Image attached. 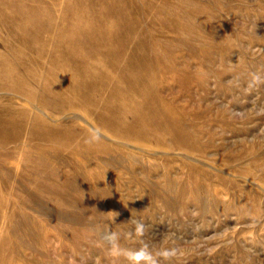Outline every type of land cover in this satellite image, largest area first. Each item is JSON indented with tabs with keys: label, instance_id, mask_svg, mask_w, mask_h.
<instances>
[{
	"label": "rangeland",
	"instance_id": "rangeland-1",
	"mask_svg": "<svg viewBox=\"0 0 264 264\" xmlns=\"http://www.w3.org/2000/svg\"><path fill=\"white\" fill-rule=\"evenodd\" d=\"M101 1L73 0L72 8L62 0L58 20L73 9L85 18L81 6L99 8ZM119 2L123 8L117 11L114 3L107 13L96 11L100 21L129 16L134 37L126 60L138 67L123 73L117 66L106 80L112 64L101 63L90 77L106 80L93 95L94 107L82 106L67 88L50 87L53 79L71 78L53 70L64 63L53 40L46 39L42 52L32 48L39 76L30 85L0 83V264H113L109 231L124 249L144 243L153 253L176 248L177 255L162 264H264V84L248 87L253 74L264 75V0ZM68 5L72 10L66 12ZM85 22L76 28L97 25ZM1 23L0 62L20 66L26 62L23 37ZM117 85L126 94L123 102L113 101L119 116L101 124L105 100ZM137 86L157 111L143 121L130 102ZM73 113L111 139L100 138L103 150L80 149L92 129L65 119ZM37 122L51 128L57 145L29 142L27 129ZM43 126L37 133L47 134ZM48 171L50 177H40ZM32 176L41 178V188L28 182ZM60 177L72 191L59 185ZM136 222L146 226L143 237L135 234ZM28 235L33 249H26ZM115 264L127 261L121 257Z\"/></svg>",
	"mask_w": 264,
	"mask_h": 264
},
{
	"label": "bare ground",
	"instance_id": "bare-ground-1",
	"mask_svg": "<svg viewBox=\"0 0 264 264\" xmlns=\"http://www.w3.org/2000/svg\"><path fill=\"white\" fill-rule=\"evenodd\" d=\"M109 3L115 4L116 11L123 8L122 4L119 2V0H102L100 5H99V8L98 7L95 8L94 5L92 6L91 4H83V6H81L82 11H84V13L87 14L85 17V18H87V20H85L84 17H81V16L78 17L77 12L74 9H73L74 11L71 9V7L73 8V5H72L73 0L72 1L70 0L71 7H70V5H68V8L66 9V12L67 11L69 12L70 9L72 10V12L70 11V17H67V18L65 17L62 20H58V14H59L60 9H61L62 0H51V1H46V0L45 1L44 0H17L15 2H10V0H0V24H2L1 22H3V24L7 25L8 28H11L13 30V32L15 33L16 36L20 35L21 37H23V39L20 41V43L25 45L26 50L24 51V54L26 56V62H24L20 66L24 69L29 70V74H26L24 72L21 73L20 70L22 68L20 66L15 65L13 63H10L8 61H2V62H0V83H4V84L10 85L12 87H16V86L20 87V86L30 85L32 83V81L35 80L39 76V73L35 67V64L33 61H31V56H29V55H31L32 48L38 47V51L40 50V52H42L44 49V42H46V39H49L50 41L53 40V41H55V44H56V47L58 50L57 52L59 53L58 55L59 56L61 55L63 57V61H64V63H62L61 66L57 65L60 68L57 67L58 69H55L56 67L54 66L53 70H59L60 72H66L70 75L71 78L68 81H62L58 78L53 79L50 83L51 84L50 87L51 88H57V87L67 88V90H71L80 96L79 101L81 102L82 106H84L86 108L94 107L95 103L93 101V95L103 91V89L105 88L106 80H108V79L110 80V78L114 76L115 70H117L116 69L117 66H119V68H121L120 70L123 71V73L128 72V70L132 67H138L137 64L131 65L130 61H129L130 63L127 64V60H126L127 55L125 53H126L128 47L131 44L133 37H134L133 36V30L131 28V20H130L129 16H126L123 14H118V15L111 17L110 19H105V20L100 21V16L98 15L96 10L101 9L100 11L102 13H107V11L110 10ZM95 6H96V4H95ZM7 12H9L11 15H10V17L8 16V18L4 19L3 15ZM39 18H40V21H37V19H39ZM90 20H95L97 22L96 27L90 28L88 30L76 28L79 25L78 24L79 22L83 23L85 21H90ZM20 26H26V27H28V30L23 32V33L22 32L20 33L18 31V27H20ZM110 26H115L116 29L111 30L109 28ZM17 43H19V41H17ZM12 50L16 51L17 48L14 47V48H12ZM137 52H138V49L136 51V54H139ZM103 62H110V64H112L111 67H109L106 70L107 71L106 75L104 74L106 76L105 77L106 80L92 82L90 79L91 75L102 70L103 67L101 68L100 65ZM115 62H116V65H115ZM120 62H122V63H120ZM117 64H119V65H117ZM56 77H58V76H56ZM135 80L136 79H134V81ZM119 88L120 87L118 85L116 87L114 86V89L112 91V98H110V99L108 98L105 100V106L107 108L108 113L111 114V116H109V114L107 112L106 113L104 112L101 115H99V122L101 124L103 123L104 125H109L113 121L114 118L119 116V110L113 101L116 99L120 102H123V100H125V98H126V94L125 93L123 94V92ZM132 90H133L132 91L133 93L130 97L131 106L134 109H136V112L139 114L140 120L141 121L145 120V118L150 116L152 113L154 115H157V111H151L150 107L148 105V102L147 101L145 102V98L143 96V91H141L138 86ZM101 94H103V93H101ZM139 96L140 97L142 96V98H139ZM103 100H104V98H103ZM26 104L28 105L29 103L26 101ZM32 107H34V106H32ZM33 109H36V108H33ZM80 114H82V113H80ZM80 114L73 113V115L70 114L71 116L66 117L65 119H72L73 121H75L77 123H80L86 127H89L90 129H92V131L96 130V128L93 126V124L90 121H88L85 117H83L82 116L83 114L82 115H80ZM153 114H152V116H153ZM42 116L46 117L45 113H43ZM43 125L41 122H37L34 126H31V127H29V129H27V133L26 132L25 133H26V137L29 139V142H34L36 140V141L46 143L47 145H52V146L57 145L55 138L51 136V133H50L51 128L47 125H45V126H43ZM42 126H43V128H45L47 130V131H45L47 134L37 133L39 131L38 128H42ZM27 128H28V126H27ZM78 132L81 133V131H78ZM63 133H65V132H63ZM90 135H91V131L86 133V135L84 137V139H85L84 143L81 144L80 149H83V148L89 149L90 151H92V153L98 152V150H103V149H101L102 147L99 144L100 141L93 142L91 144L85 142L87 139H89ZM101 138H104V139L111 141V139L108 136H105L103 134H101ZM139 138L144 139L143 135H140ZM0 139H1V136H0ZM74 140H75V138H74ZM58 143H59V141H58ZM119 144L122 146L132 147V145L124 143V142H121ZM0 145L2 147V144H0ZM38 146L39 145H37V147ZM132 148H135L138 150H145V149L137 148V147H132ZM30 150H32V149H30ZM40 150H41V148H40ZM33 152L35 153L34 150H33ZM36 152H37V150H36ZM10 162H11V160H10ZM34 162H36V161H34ZM18 163H20V162H18ZM42 163H45V162H43V160H42ZM13 164H14V162H13ZM42 165L40 167H42ZM37 166H39V165H37ZM37 168H39V167H37ZM42 168H44V167H42ZM39 171L42 172V171H45V169L39 170ZM49 172L50 171H48L47 174L45 173L44 175H42L40 177L43 178L45 175H46L45 178L50 177ZM52 172L53 171L51 170V174H53ZM24 175H29V174H28V172H26ZM54 177H56V176H54ZM60 178L62 179V177H60ZM60 178L56 179V180L59 179V182H58L59 185L62 186L65 190H71L72 187L70 184L65 182L66 179H64V177H63L64 180L62 179V181H61ZM40 179H39V177L32 176L28 180V182L34 187H40L41 186V183L39 181ZM25 186H27V185H25ZM62 187H61V189L63 190ZM39 190L41 192H44V191H42L44 189H42V190L39 189ZM46 194L49 195L50 192L48 191V193H46ZM54 194H56V193H54ZM2 196H3V193H2ZM17 197H19V196H17ZM15 199H18V198H15ZM83 199H82V201H83ZM28 200H30V199H28ZM0 201H2V200L0 199ZM21 201H23V199H21ZM80 201H81V199H80ZM82 201L80 202L81 204L84 203ZM1 203H3V202H1ZM89 204L91 207V203H89ZM83 205H85V204H83ZM92 206H93V204H92ZM18 209H20V207L17 208V210ZM85 211H86V209H85ZM13 212H15V211H13ZM87 212L90 213V211H87ZM5 214L6 213H4V215ZM3 218H4V216H3ZM6 218H8V216H6ZM22 218H24V217H22ZM7 220H5V221H7ZM10 224H14V227L18 226V225H16V223L10 222ZM1 227H3V226H1ZM14 227L12 226V228H14ZM37 227H39V226H37ZM39 228H41V227H39ZM1 230H4V229L0 228V231ZM2 233L4 234V232H1V236H3ZM40 233H42V232H40ZM4 237H6V236H4ZM31 238H33V237L28 235L27 243L30 244V248H26V249H31V248L33 249L32 242H34V241H32ZM10 240H11V238H10ZM15 244H16V242H15ZM3 245H5V244H3ZM1 247H3V246L1 245ZM19 250H20V247H19ZM15 251H17V250H15ZM11 255H12V253H11ZM14 256H16V255H14ZM32 257H35V256H32ZM32 260H33V258H32ZM4 262L6 263V261H4ZM12 262H10V263H12ZM15 262H17V261L15 260ZM22 262H24V261H22ZM38 263L39 264H47V262H44L41 260Z\"/></svg>",
	"mask_w": 264,
	"mask_h": 264
},
{
	"label": "clouds",
	"instance_id": "clouds-1",
	"mask_svg": "<svg viewBox=\"0 0 264 264\" xmlns=\"http://www.w3.org/2000/svg\"><path fill=\"white\" fill-rule=\"evenodd\" d=\"M258 84H264V75L253 74L252 80L248 87L252 88ZM101 134L97 130H93L86 143H93L99 141ZM146 226L142 222H136L135 234L137 237H143L145 235ZM110 246L107 248V255L112 258L113 264L121 257L127 261V264H162V261H170L177 255L178 250L176 248L161 247L154 253L149 250L147 243L142 244L137 250H129L122 248L117 240V233L109 231L105 237Z\"/></svg>",
	"mask_w": 264,
	"mask_h": 264
}]
</instances>
